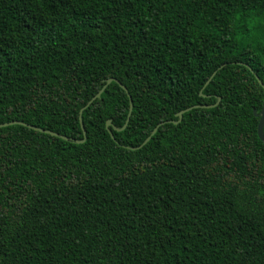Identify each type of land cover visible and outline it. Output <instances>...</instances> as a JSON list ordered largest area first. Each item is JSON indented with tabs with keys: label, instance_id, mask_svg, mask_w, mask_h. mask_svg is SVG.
I'll return each mask as SVG.
<instances>
[{
	"label": "trees",
	"instance_id": "obj_1",
	"mask_svg": "<svg viewBox=\"0 0 264 264\" xmlns=\"http://www.w3.org/2000/svg\"><path fill=\"white\" fill-rule=\"evenodd\" d=\"M256 77L264 0H0V125L69 138L0 128V264H264Z\"/></svg>",
	"mask_w": 264,
	"mask_h": 264
},
{
	"label": "water",
	"instance_id": "obj_2",
	"mask_svg": "<svg viewBox=\"0 0 264 264\" xmlns=\"http://www.w3.org/2000/svg\"><path fill=\"white\" fill-rule=\"evenodd\" d=\"M222 68H224V66L220 67L219 70H221ZM217 74V71L211 76L210 80L207 82L206 85H208L212 79L216 76ZM257 80L260 82V85L264 88V85L263 83L260 81V79L258 77H256ZM117 83L120 88L122 90H124L126 92V94L128 95L129 97V102H130V109H129V114H128V118H127V121H126V124L124 126L123 129L121 130H117V131H122V130H125L130 122V119H131V116H132V112H133V108H134V105H133V100L128 92V89L123 85L121 84L119 81L115 80V79H108L105 83V85L103 86V88L99 91V93L94 96L90 101L89 103L81 110L80 112V122H81V126H82V130H83V134H84V140L82 141H75L77 144H83L85 141H86V136H87V132H86V129L83 125V121H82V114L84 112V110H86L87 108H89L96 100L100 99L101 96L104 94V92L106 91V89L112 84V83ZM220 101V100H219ZM216 105L214 106H194V107H191V108H188L186 110H183L181 112H179L176 117L179 119L178 121H171V122H168L170 124H173V125H178L182 120H183V116L184 114L194 110V109H206V108H213L215 107ZM254 116L256 118H260V121H259V125H258V136L260 138V140L264 143V103H263V108L261 110V112L258 114L256 110H254ZM165 124H167V122H163L161 124H159L152 132V134L145 140V142L138 148H133V150H138V149H141L143 148L146 144H148L152 137L157 133L158 129L162 126H164ZM14 125H20V126H24V127H27L29 129H32L34 131H38V132H41V133H44V134H48V135H51V136H54V137H58V138H61V139H64V140H69V138L65 137V136H62V135H59L57 133H54V132H51V131H47V130H43V129H40V128H37V127H34V126H30L28 124H25V123H22V122H11V123H7V124H1L0 125V128H6V127H10V126H14ZM112 126V121L109 120L107 121V129L112 137V139H115L112 131L109 129L110 127ZM116 130V129H115Z\"/></svg>",
	"mask_w": 264,
	"mask_h": 264
}]
</instances>
